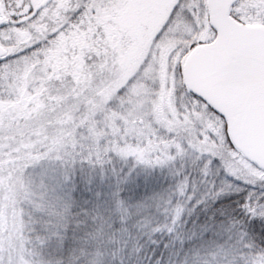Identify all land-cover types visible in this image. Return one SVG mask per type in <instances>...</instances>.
I'll return each mask as SVG.
<instances>
[{
    "label": "snow or ice",
    "instance_id": "1",
    "mask_svg": "<svg viewBox=\"0 0 264 264\" xmlns=\"http://www.w3.org/2000/svg\"><path fill=\"white\" fill-rule=\"evenodd\" d=\"M0 264H264V0H0Z\"/></svg>",
    "mask_w": 264,
    "mask_h": 264
}]
</instances>
